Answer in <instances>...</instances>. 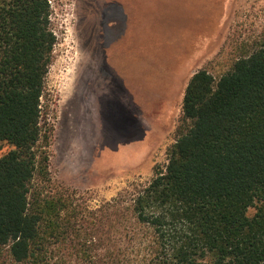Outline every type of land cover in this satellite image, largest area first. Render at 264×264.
Segmentation results:
<instances>
[{
  "label": "trees",
  "instance_id": "trees-1",
  "mask_svg": "<svg viewBox=\"0 0 264 264\" xmlns=\"http://www.w3.org/2000/svg\"><path fill=\"white\" fill-rule=\"evenodd\" d=\"M50 13V0H0V249L11 264H264V44L217 79L196 71L166 166L90 204L48 171Z\"/></svg>",
  "mask_w": 264,
  "mask_h": 264
},
{
  "label": "rangeland",
  "instance_id": "rangeland-1",
  "mask_svg": "<svg viewBox=\"0 0 264 264\" xmlns=\"http://www.w3.org/2000/svg\"><path fill=\"white\" fill-rule=\"evenodd\" d=\"M50 11L48 171L90 204L166 166L196 71L217 79L264 44V0H50ZM0 264H11L6 248Z\"/></svg>",
  "mask_w": 264,
  "mask_h": 264
},
{
  "label": "bare ground",
  "instance_id": "bare-ground-1",
  "mask_svg": "<svg viewBox=\"0 0 264 264\" xmlns=\"http://www.w3.org/2000/svg\"><path fill=\"white\" fill-rule=\"evenodd\" d=\"M77 61L80 63L81 62L80 58H78Z\"/></svg>",
  "mask_w": 264,
  "mask_h": 264
}]
</instances>
